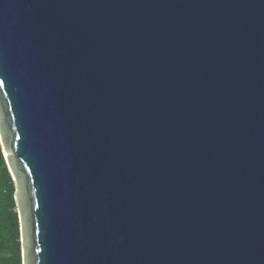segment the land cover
Instances as JSON below:
<instances>
[{"label":"water","instance_id":"1","mask_svg":"<svg viewBox=\"0 0 264 264\" xmlns=\"http://www.w3.org/2000/svg\"><path fill=\"white\" fill-rule=\"evenodd\" d=\"M0 80L22 264H264V0H0Z\"/></svg>","mask_w":264,"mask_h":264},{"label":"trees","instance_id":"2","mask_svg":"<svg viewBox=\"0 0 264 264\" xmlns=\"http://www.w3.org/2000/svg\"><path fill=\"white\" fill-rule=\"evenodd\" d=\"M14 185L0 149V264H22Z\"/></svg>","mask_w":264,"mask_h":264},{"label":"snow or ice","instance_id":"3","mask_svg":"<svg viewBox=\"0 0 264 264\" xmlns=\"http://www.w3.org/2000/svg\"><path fill=\"white\" fill-rule=\"evenodd\" d=\"M4 86V82L3 80H0V87H3Z\"/></svg>","mask_w":264,"mask_h":264},{"label":"rangeland","instance_id":"4","mask_svg":"<svg viewBox=\"0 0 264 264\" xmlns=\"http://www.w3.org/2000/svg\"><path fill=\"white\" fill-rule=\"evenodd\" d=\"M19 235H20V228H19ZM20 240H21V238H20ZM20 247H21V241H20Z\"/></svg>","mask_w":264,"mask_h":264}]
</instances>
